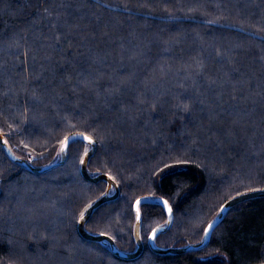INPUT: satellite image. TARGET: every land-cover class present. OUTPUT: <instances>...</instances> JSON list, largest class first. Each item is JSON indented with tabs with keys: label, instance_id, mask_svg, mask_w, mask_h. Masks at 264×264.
I'll use <instances>...</instances> for the list:
<instances>
[{
	"label": "trees",
	"instance_id": "trees-1",
	"mask_svg": "<svg viewBox=\"0 0 264 264\" xmlns=\"http://www.w3.org/2000/svg\"><path fill=\"white\" fill-rule=\"evenodd\" d=\"M0 132L34 167L71 134L93 138L88 171L120 192L85 229L120 250L138 247L142 196L173 211L158 247L198 243L227 200L264 189V0H0ZM90 147L35 173L0 143V264H264V196L229 208L198 250L154 252L168 216L151 203L138 257L84 239L108 187L82 176Z\"/></svg>",
	"mask_w": 264,
	"mask_h": 264
},
{
	"label": "water",
	"instance_id": "water-1",
	"mask_svg": "<svg viewBox=\"0 0 264 264\" xmlns=\"http://www.w3.org/2000/svg\"><path fill=\"white\" fill-rule=\"evenodd\" d=\"M77 140L84 141L85 143H88L91 146L85 152L84 157H83L82 162H81V173H82V176L84 177V179H86L88 181H92V182H97V181H100L103 179L108 181V187H107L106 193L104 195H102L100 198H98L97 200H95L87 208L86 212L80 218L79 223H78L79 234L86 240L101 241L104 243H109L112 252L117 257H119L121 259H126V260L134 259V258L138 257L143 252L144 245H143V242H142V239L140 236V226H141V221H142V212L140 209L141 203H151V204L162 205L164 207L166 213H167V216H168L167 223L165 225H161V226L157 227L156 229H154L152 231V233L150 234L149 239H148V245L154 252H156L160 255H165V254H169V253L178 254V253L188 252V251H192V250H198V249L205 247L210 241L211 234H212L213 230L224 219L229 208L233 207L234 205H236L240 202L264 196V189H261V190H255V191L243 193V194L237 195V196L232 197L231 199L227 200L221 207V208H225L226 210L223 213L219 212L217 214V216L207 225V227L205 229V233L209 232V235H207V236L204 235V239L198 243H191V244H188L184 247H178V248H174V247L162 248V247H158L155 243L156 236L160 233L166 232L172 226L173 211H172V208H171L169 202L165 198H162V197H152V196L139 197L135 201V204H134V209H135V213H136V222H135V226H134V236H135L138 247H137L136 251H134V252L122 251L116 246V244H115V242L111 236H109L107 234L90 233L85 229V223L90 218V216L94 213V211L100 205H102L104 202L115 199L119 195V192H120L117 183L108 174L99 173L96 175H92L89 173L87 165H88L89 159L95 153L96 147H97V144L93 138H91L88 135L80 134V133L71 134L68 137H66L62 143L61 159L59 161H54L52 163H49V164H46L43 166L34 167L26 159H23L21 157H17L12 152L7 140L5 139L3 134L0 132V143L3 145L5 151L8 154V156L10 157V159L15 161V162H19V163L26 165L29 169H31L35 173H42V172H45V171H48V170L54 168L55 166L63 165L68 159V147H69V145L72 142L77 141ZM112 187L115 188V193H113V194L110 193V190ZM138 201H139V203H137ZM137 209H139V218L137 217ZM209 225H212L213 227L211 229H209V227H208Z\"/></svg>",
	"mask_w": 264,
	"mask_h": 264
},
{
	"label": "snow or ice",
	"instance_id": "snow-or-ice-1",
	"mask_svg": "<svg viewBox=\"0 0 264 264\" xmlns=\"http://www.w3.org/2000/svg\"><path fill=\"white\" fill-rule=\"evenodd\" d=\"M137 203H139V201ZM225 210H226L225 208H221L220 212L223 213ZM137 217L139 218V209H137ZM208 227H209V229H211L213 226L209 225ZM205 235L206 236L209 235V232H206Z\"/></svg>",
	"mask_w": 264,
	"mask_h": 264
}]
</instances>
